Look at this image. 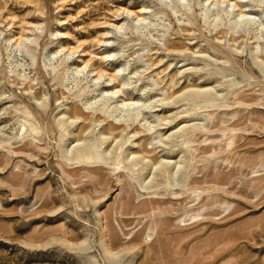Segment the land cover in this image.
<instances>
[{"label": "rangeland", "instance_id": "obj_1", "mask_svg": "<svg viewBox=\"0 0 264 264\" xmlns=\"http://www.w3.org/2000/svg\"><path fill=\"white\" fill-rule=\"evenodd\" d=\"M229 3L0 0V264H264V32Z\"/></svg>", "mask_w": 264, "mask_h": 264}, {"label": "bare ground", "instance_id": "obj_2", "mask_svg": "<svg viewBox=\"0 0 264 264\" xmlns=\"http://www.w3.org/2000/svg\"><path fill=\"white\" fill-rule=\"evenodd\" d=\"M255 1V0H254ZM257 2H258V0H256ZM201 2V1H200ZM207 2V1H206ZM247 2V0H240V4H233V3H229V7L232 9V13H231V11H228L227 13L229 14V15H231V14H233L234 12H235V8L237 9V7L238 6H240L241 7V12L239 13V19H238V21H236L237 22V24H241V23H244L245 25H247V24H258V27H259V31H260V33L262 32H264V21L261 19H257V17H255V16H253V12H252V6H253V4L252 5H250V4H248V3H246ZM260 2L261 3H263L264 4V0H260ZM226 2L225 1H222L221 2V4H225ZM211 4H213L214 6L215 5H218V2H216V3H211ZM257 6V5H256ZM206 11L207 12H210L211 11V9L210 8H208V9H206ZM231 13V14H230ZM128 15H132V13H129L128 12ZM231 17V16H230ZM144 21L146 20V18H144L143 19ZM143 20H140V21H143ZM118 28V31L120 32L121 30H123L124 29V26H121V27H117ZM112 34V31L111 32H108V34L107 35H109V34ZM106 38H108L107 40H104V43H109L110 44V37H107L106 36ZM108 44V45H109ZM106 47V46H105ZM219 47H221V46H219ZM106 50V49H105ZM109 50V49H108ZM198 53H200V52H198ZM171 54V56H173V57H176V58H182V59H187V57H188V55H189V52H175V51H173V53H170ZM192 54L193 55H195L193 58H196L197 59V61L198 60H200V59H202V58H204V56H201V55H197L196 54V52L195 51H193L192 52ZM111 57V54H109V55H105L104 56V61L105 60H107L108 58H110ZM109 60V59H108ZM262 63H264V61H262ZM183 66H186L185 64H183L181 67H183ZM87 68V67H86ZM86 68H85V70H86ZM170 68V66L168 67V69ZM127 69V68H126ZM85 70H78L77 72L78 73H82V72H84ZM122 71L123 70H121V69H119L118 70V72H117V74L115 75V77H110V80H109V82L111 83V84H109V86L110 85H112V82L113 81H115V80H120L121 82H123V86L125 87L126 85H132L133 84V81H131L130 82V80L133 78H130V79H126L125 80V76H124V74L123 75H121V73H122ZM187 71L185 70V71H180L179 72V74H183V73H186ZM191 74V73H190ZM186 75V74H185ZM102 78V76H100L99 78H97V80H100ZM104 78H105V74H104ZM108 81V80H107ZM136 88V87H135ZM197 90H199V89H197ZM106 93H107V95H104V97H102V99H104L103 101H104V110L105 109H109L110 108V102H115V100L117 99V98H120V97H122V95L123 94H125L126 93V95H127V92L124 90V88H122V89H119V90H116V91H108V90H106ZM202 93V92H201ZM204 94V93H203ZM205 95V94H204ZM132 96V95H131ZM123 102V101H122ZM140 103V102H139ZM137 104V102H135V103H131V102H128V103H122L121 104V107H118L117 105L115 106V107H113V109H112V111L113 112H117V114L119 113V116L121 117V119H126V118H132V117H135V119H137L139 116H141V115H144V109H146V108H150L149 106H146V105H142V106H140V107H135V105ZM175 119V118H174ZM170 120V119H169ZM168 120V122H166V124L168 125V124H171V122L172 121H169ZM134 121V120H133ZM128 122H130V120L129 121H125L124 123H126V124H128ZM131 123V122H130ZM109 125H111V126H113V127H117V125L118 124H115V123H113V122H109L108 123ZM134 124V123H133ZM159 125H163V124H159ZM130 126V125H129ZM132 126V125H131ZM129 128V127H128ZM153 127H151V126H149V130H151ZM161 129H165L164 127L163 128H161ZM160 129V130H161ZM128 130V129H127ZM152 131V130H151ZM174 135V134H173ZM102 136V135H101ZM135 137H137V136H135ZM172 137V136H171ZM110 139L111 138H109V137H104V138H102V144H107V143H109V141H110ZM81 153H82V155L81 154H79V155H81V158H83V159H85L84 161H93V163L95 162V163H97V162H99V160H104V163H107L108 161V158H107V152H105L104 151V153H101V152H99V150H98V145L97 144H95V145H92L91 147H89V148H84V149H82L81 150ZM107 159V160H106ZM145 159V157H143L142 158V160H144ZM179 164V163H178Z\"/></svg>", "mask_w": 264, "mask_h": 264}]
</instances>
